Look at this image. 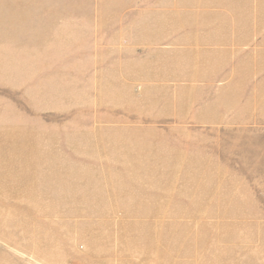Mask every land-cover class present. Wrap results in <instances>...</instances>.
Returning <instances> with one entry per match:
<instances>
[{"label":"rangeland","instance_id":"rangeland-1","mask_svg":"<svg viewBox=\"0 0 264 264\" xmlns=\"http://www.w3.org/2000/svg\"><path fill=\"white\" fill-rule=\"evenodd\" d=\"M17 2L0 264H264V0Z\"/></svg>","mask_w":264,"mask_h":264},{"label":"bare ground","instance_id":"bare-ground-1","mask_svg":"<svg viewBox=\"0 0 264 264\" xmlns=\"http://www.w3.org/2000/svg\"><path fill=\"white\" fill-rule=\"evenodd\" d=\"M5 1H7V0H0V8H3V7L8 6V5L13 9L17 8V4H18L17 1L18 0H8L7 3H4ZM5 28L7 29L8 32H13L15 30V28H17V27L15 26V27H5ZM3 45L4 44H2L0 46V48ZM17 45L20 47V44H17ZM6 52L5 51L3 52V50H0V76L1 77L11 76V77L16 78V76L18 74H22L23 67L26 63H33V60H31V58L29 57V54L26 55V52H23L22 50H20L18 52H9V53H6ZM38 88H39V86L36 87L35 92L40 95L41 93L37 92ZM219 262H220V260H219Z\"/></svg>","mask_w":264,"mask_h":264}]
</instances>
